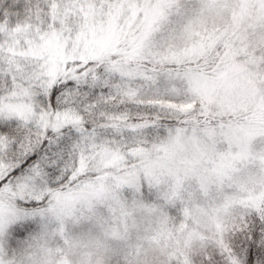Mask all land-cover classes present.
<instances>
[{
    "label": "snow or ice",
    "instance_id": "6c2138e0",
    "mask_svg": "<svg viewBox=\"0 0 264 264\" xmlns=\"http://www.w3.org/2000/svg\"><path fill=\"white\" fill-rule=\"evenodd\" d=\"M0 264H264V0H0Z\"/></svg>",
    "mask_w": 264,
    "mask_h": 264
}]
</instances>
